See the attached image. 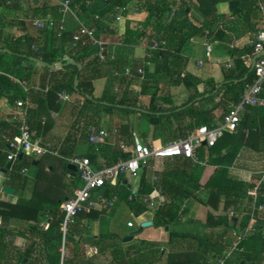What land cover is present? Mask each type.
I'll list each match as a JSON object with an SVG mask.
<instances>
[{"label": "trees", "instance_id": "obj_1", "mask_svg": "<svg viewBox=\"0 0 264 264\" xmlns=\"http://www.w3.org/2000/svg\"><path fill=\"white\" fill-rule=\"evenodd\" d=\"M40 1L43 4L34 9L32 18L51 15L55 21L52 30H36L28 18L16 20L19 3L8 5L7 0H0V101L5 99L16 108V101L25 98L18 81L31 84L36 69H41L43 73L39 77L38 89H29L27 95L26 119L32 138H38L52 129L54 122L50 112L59 111L57 98L61 93L74 96L69 101L73 121L57 149V156H54L62 161L61 169L58 170L56 165L47 168L43 158L51 155L45 154L37 160L39 171L34 180L37 194L33 193L27 200L19 199L14 204L0 201V264H96L98 255H109L107 264H156L162 256L157 244L143 240L136 244L133 241L123 243L112 233L92 235L84 228L85 220L96 219L107 212L112 214L116 202L126 201L136 216L149 211L153 214V227L165 228L181 222L185 214L184 209L181 211L184 202L191 199L211 210L203 221L206 232L195 235L169 233L168 245L182 244L185 251L170 252L167 264H179L178 261L173 262L178 258L182 259L181 264H216L236 241L237 246L225 264H261L264 260V236L255 233L241 238V232L250 222L251 197L248 193L255 182L235 178L230 168L235 164L241 149L250 148L256 152L263 149L264 106L247 107L241 114L235 132L224 133L214 146L197 144L195 154L198 163L177 156L165 159L162 169L155 171L150 160L135 190L129 187L128 182H124V178H120L116 186L105 185L99 190L103 192L104 201L108 203L114 197L116 201L110 208L100 207L77 215L65 235V246L68 244L69 252L64 258H61L60 232V223L64 218L60 205L80 186L77 175L68 182L72 171L68 169L66 159L85 157L97 169L126 161L131 157L133 134H136L133 129H139L141 120L162 133L161 143H152L158 148L161 144L186 139L199 127H213L216 114L222 117L229 105L241 99L246 85L254 77V71L245 57L252 53V46L237 47L235 43L245 31L258 34L264 29V14L253 8L254 2L100 0L103 6L99 7L94 4L96 0H68L69 11L86 26L94 27L98 40L116 32L112 25L117 23V18L126 16L129 5L146 12L147 18L141 22L142 25L165 40L162 51L152 52V66L145 68L142 80H127L123 74L125 68L122 71L115 69L102 94L95 97L93 82L101 77L103 65L111 67L117 63L116 55L110 60L105 45L107 60L100 62L96 47L88 43L72 46L71 37L78 27L69 32L62 30L58 36L62 8L60 11L57 7L49 6V0ZM192 12L201 18L199 25L195 23ZM225 13L238 19L225 22ZM12 27L16 34L6 33V29ZM191 39L217 42L224 54L232 59L230 68L223 70L222 82L186 73L188 58L182 54V49ZM120 40L123 47L137 46L143 37L135 30V25L125 21ZM55 64H61L62 67L50 69ZM182 73L185 74L182 76ZM117 82L121 91L115 94L112 90ZM135 85H139L137 92H133ZM173 87L183 89L178 102L169 93ZM142 96H147L148 100L143 101ZM261 97L264 98V85ZM76 102H80V105ZM12 114L0 111V169L4 171L7 186L24 189L28 178L22 174V170L32 166V157L22 154L21 159L17 157L11 167L6 168L7 147L2 136L15 138L19 134ZM134 115H137L136 123L132 121L131 116ZM111 125L115 127L112 141L111 133L108 132H111ZM91 127L108 130L109 137L104 144L88 143ZM142 140L146 142L144 138ZM80 145L87 147L84 155L77 154ZM121 145L125 149L120 148ZM243 163L240 165L249 169L259 168ZM153 176L157 177L155 181H152ZM252 178L257 181L260 175ZM42 186L48 188H44L46 194L44 190H38ZM155 189L161 191L156 205L142 203ZM200 191L207 192L204 201L197 196ZM129 197H133L131 202L128 201ZM257 201L264 205V181L260 184ZM220 208L222 213L214 214ZM229 211H233L234 216H228ZM243 212L245 215L241 216ZM237 216H241L239 222L234 221ZM263 219L264 212L257 213L253 225L257 229L261 228ZM12 220L21 221L24 227L9 228ZM43 221H48L47 229L40 227ZM15 236L28 239L24 249L20 250L12 244ZM87 259L90 260L85 263Z\"/></svg>", "mask_w": 264, "mask_h": 264}, {"label": "built area", "instance_id": "obj_2", "mask_svg": "<svg viewBox=\"0 0 264 264\" xmlns=\"http://www.w3.org/2000/svg\"><path fill=\"white\" fill-rule=\"evenodd\" d=\"M181 1L187 2L188 0H177L178 3ZM254 2L253 8L257 9L260 14H264V0H252ZM12 0H7L10 5ZM69 1L62 2L61 12H70L68 8ZM97 18V17H96ZM119 20V18H117ZM31 26L36 30H52L55 28V21L52 18H32L30 20ZM135 30L142 34L143 41L147 42L145 60L142 64L136 66L134 69L126 67L124 69V76L127 80H133L138 78L143 79L145 68H150L152 52L162 51L165 47V40L160 36L151 33L142 23L135 25ZM62 29L58 31L57 35H61ZM72 46L90 44L97 48V55L100 62L107 60L105 52V42L96 39L95 28L88 27L84 23L78 24L77 31L71 37ZM252 53L245 57L250 59L249 64L253 65L254 77L250 84L246 85L245 92L241 99L228 106L227 112L216 119L213 127L208 128L206 126L199 127L192 131L186 139L171 142L160 147H154L152 143L143 141L137 134H133V145L130 149L131 157L126 161H118L111 166H102L97 169L93 167L88 158L85 157H73L69 160L70 165L74 166L75 173L79 178L80 186L75 189L71 195L60 205V209L64 212V218L60 223V232L62 234L61 244V258L67 257L65 252V235L67 234L70 226L74 223L75 218L81 212L89 213L97 206L111 207L113 202L116 201V197L112 198L106 203L102 196H99L96 201L92 200V196L99 192L105 185L116 186L120 178L124 179H137L143 172V169L148 165V162L153 161L154 164L158 160H165L167 158L181 156L198 163L195 154L196 145L199 143L204 144L206 147H212L216 143L217 139L224 133L231 134L235 132L236 127L240 121L241 114L245 112V109L249 106H264V98L261 97L262 87L264 85V29L258 34L254 35L251 41ZM205 56L207 59L211 57V47L205 46ZM114 55L109 53V59L113 60ZM203 62L199 61L196 63L198 68H201ZM226 68H230V63L226 64ZM185 73H182V76ZM22 92L25 94V98L18 100L15 103V112H13L12 121L15 123V128L18 131V136L15 138H7L2 136L7 147V162L11 164L15 161L18 154H26L31 157L40 158L48 153V150L41 144L38 139L32 138L31 131L27 124V106H28V91L32 87L26 81H18ZM113 93L117 94L121 91L118 86L113 87ZM70 96L61 93L58 95L57 102H69ZM80 105V102H76ZM50 117L56 120L55 113L50 112ZM43 120V118H42ZM109 134L107 130L102 128L91 127L88 133V143L93 145H102L108 139ZM120 148L125 149L123 145ZM22 174H26V169L22 170ZM260 179L255 181L254 187L248 193L251 197V209L249 213L250 222L241 233V238L250 236L255 233H260L263 236L264 219L261 228H256L253 225L256 219V214L264 212V205L258 203V196L260 191V184L264 181V170L259 173ZM156 176L152 177V181L156 180ZM160 189H155L151 195L144 198L142 203H146L149 206L156 205L160 196ZM133 197H129L128 201L131 202ZM184 206L181 211H183ZM245 215V213H242ZM228 216H234L233 211L228 212ZM48 221H43L40 227L47 229ZM127 227L132 228L131 222L127 223ZM225 238L222 239L224 244ZM237 241L233 242L230 249L225 255L216 261V264H225L235 247ZM62 264V262L60 263Z\"/></svg>", "mask_w": 264, "mask_h": 264}, {"label": "crops", "instance_id": "obj_3", "mask_svg": "<svg viewBox=\"0 0 264 264\" xmlns=\"http://www.w3.org/2000/svg\"><path fill=\"white\" fill-rule=\"evenodd\" d=\"M12 2L19 3L18 10L15 13L16 20H22L24 18H28V20H31L34 14V9L40 8L43 4L42 1L40 0L39 2H37L36 0H12ZM61 4H62V0H49V6L54 7V8L57 7L58 10L60 11L62 8ZM94 4L99 7L103 6V3L100 0H96ZM225 9L226 8L224 7L223 11H225ZM48 11H51V10L49 9ZM193 14H196V13H193ZM60 16L61 17H60L59 27L65 32L76 30L78 27V24L82 23V21L78 20L71 12H66V13L61 12ZM45 18H52V17L51 15H48ZM146 18H147L146 12L142 10H138L133 5H129L127 7L126 16L120 17L119 20H117V23L112 25V27L116 29L115 30L116 32H114L112 35L107 36L105 39L100 38L101 41L105 42L108 48V52L110 54H113L114 56L116 55V58L118 59V61L115 65H112L111 67H108L107 65H103V67L101 68V77L96 79L93 82L94 93L96 92V85L101 84V86H99L100 87L99 94L98 95L94 94L95 97H99L102 94L104 87L107 85V83L109 82V78L112 76L111 73L115 72L114 71L115 69L118 71H122L126 67L133 68L144 62L146 46H147L146 42L142 41L137 46H129V47L124 46L123 47L121 46L120 39L123 36L125 21H129L131 25H136L137 23H141L145 21ZM194 19H195V23L199 25L201 22V18L196 14ZM237 19H238L237 16H233L230 13H225V22L230 21V20H233L234 22V20H237ZM15 32L16 30L14 27H12L11 29H6V33L8 34H16ZM254 35L255 34L252 32L245 31L242 37L235 43V46L242 47L244 45H251V41L254 38ZM206 45H209L211 47L210 59H207L205 56V46ZM202 53H203V57H201ZM182 54L188 58L186 73L192 74L197 77H201L202 79L213 78L215 82H222L223 70L227 69L226 64L230 63L231 65L232 63V59L228 55L224 54L223 50L220 47V44H218L217 42L211 43L205 39L204 40L202 39L189 40L186 43V45L183 47ZM246 60H247V64H249L250 59L246 58ZM199 61L203 62V65L201 68H198L196 66V63ZM42 73L43 71L41 69H36L35 75L33 76V79L30 84L32 89L34 90L38 89L39 77L40 75H42ZM114 85L117 86L120 84L119 82H117V84L115 83ZM137 91H139V85H135L133 87V92H137ZM169 93L171 97L175 99L176 102H178L180 97L183 94V89L173 87L169 90ZM72 98L73 97L70 96L71 100ZM141 98L145 102L148 100L147 96H142ZM0 111L3 114H12L16 110L5 99H3L0 101ZM54 113H55L56 120L52 119L54 122L52 129L46 134L38 138H35L41 142V144L48 150L47 154L51 155L52 157L57 156V149L59 145L62 143V141L64 140L66 134L68 133L71 123L73 121L71 103L70 102L60 103L59 111L54 112ZM218 117H220V114L217 113L214 124ZM142 124L143 123L139 124V131H141V133L145 132L143 130V127L145 128V130L152 129L150 124L144 123V126ZM141 136H142L140 137L141 139L144 138L143 135ZM161 145H164V144H161ZM261 155H264V146L260 152H256L250 148L241 149L239 156L237 157L235 161V164L230 168V173L237 179H242L246 182L254 183L256 180L253 179L252 176H256L264 170V168H261V164H262V162H260ZM32 159H33L32 166L26 169V174H23L28 178L24 189H15V188H11L7 186L5 184L4 171L0 169V201L1 202L14 204L19 199L27 200L31 198L33 193L37 194V191H35L34 189V180L39 171V167L37 166L38 158L32 157ZM67 160L69 159H66L65 161ZM241 162L242 163L244 162L243 164L246 163V164H250L254 166H259V168L249 169L248 167H245L243 165L241 166L240 165ZM155 164L156 165L154 166L153 170L160 171L161 169H158L157 162ZM47 166L48 165H46V167ZM56 167H58V170H60L62 167V161L58 165H56ZM47 168L51 169V167H47ZM75 177H76V174L72 171L68 179V182H70L71 179H74ZM139 179H132V181H129V179H124V182H128L129 187L135 190L136 187L138 186ZM5 188H9L11 191H6ZM44 188L48 189L45 186L44 187L42 186L41 188H38V190L45 191ZM46 193L47 191H45L44 194ZM102 193H103L102 191L95 193L92 196V200L96 201L99 196H102ZM70 195L71 193L69 194V196ZM183 206H184L185 214L180 223H172L169 226H166L165 228H154L153 227V214L151 212L147 211V212L141 213L140 215L136 216L130 210L128 203H126V201H118L116 202L115 210L112 214H110L109 216L100 215L96 219H88L86 222H84V226H85L84 228L88 229L92 235L107 234L105 231H101L100 229L101 224L103 222H106V220L111 221V218H113L117 213L123 214V215H126L127 213L128 214L127 216H129V218L134 217L137 220L138 227L139 229H141L140 235L138 237H134L135 233H132V237H133L132 241L135 242V241L143 240L146 242H150L151 244L152 243L157 244V246H159L160 248L162 256H161L160 261L157 262L156 264H167V257H168V254H170V252L181 253L185 251V247L182 244H176V245L174 244L172 246L168 245L167 240H168L169 233H186V234L195 235L197 233L204 234L206 232L205 227H203V221L207 213L211 212V210L208 207H205L201 202H198L192 199L185 201ZM97 207H95V209H97ZM198 213L204 214V219L195 217V215ZM221 213H222L221 208L219 209L218 212H214V214H221ZM241 216H243V214ZM241 216L239 217L237 216L236 218H234V221L239 222L241 219ZM103 219L105 220L103 221ZM128 222H131V221H127L126 225ZM145 223H150V225L144 226L143 224ZM0 226H1V218H0ZM22 227H24V223L18 220H12L9 225V228H22ZM133 227H134V224H133ZM132 228H129V229H132ZM263 236H264V233H263ZM27 243H28V239L22 236H15L12 239V244L15 247L19 248L20 250L24 249ZM178 259L179 260L177 259L173 260V262L178 261V263L181 264L182 259L181 258H178ZM109 260H110L109 255L96 256V264H105L104 262L108 263ZM261 264H264V260Z\"/></svg>", "mask_w": 264, "mask_h": 264}, {"label": "rangeland", "instance_id": "obj_4", "mask_svg": "<svg viewBox=\"0 0 264 264\" xmlns=\"http://www.w3.org/2000/svg\"><path fill=\"white\" fill-rule=\"evenodd\" d=\"M194 13V12H193ZM192 13V14H193ZM196 14H193L192 16L195 17ZM201 57H203V53L201 55ZM101 84H97L96 85V92L94 93L95 95H98L99 94V90H100V87ZM74 98V96H73ZM137 115H134V116H131L132 117V121L133 123L135 122L136 123V117ZM140 123H143L142 125L144 126V122L143 120L140 121ZM114 125H111V132H109L110 134V139L111 141L113 140V136H114ZM143 130L145 132L141 133V131H139V129H133L134 133H136L139 137H142L141 135L144 136V139L150 143H154V144H158V143H161L162 141V133L160 131H155L152 127V129H147L145 130V128L143 127ZM86 149L87 147L85 145H81L77 148V154L79 155H84V153L86 152ZM166 160H158L157 161V167L158 169H162L163 167V164ZM43 162L45 164L48 165V167H51L52 165H58L61 161L56 158V157H52V156H46L43 158ZM262 162V166L261 167H264V155H261V161ZM156 164H154L155 166ZM142 174V173H141ZM141 176V175H140ZM139 176V178H140ZM137 178V179H139ZM129 181H132V179H129ZM197 196H199V198L201 200H205L207 198V192L206 191H200L198 192ZM101 206H98L97 209H99ZM203 213V212H202ZM202 213H198L195 215V217L197 218H201V219H204V214ZM105 216H109L110 213L107 212L106 214H104ZM128 214L126 213V215H123V214H119L117 213L113 218H111V221H107L106 222H101V231H105L106 233H112L114 234L115 236H117L118 238L121 239V241L123 242V239L126 238V237H129L130 235H132V233L136 232L139 227H138V224H137V220L134 218V217H131L129 218V216H127ZM105 219H103L104 221ZM87 220H85L86 222ZM127 221H131L132 224H134V227L132 229H129L127 228V225H126V222ZM140 235V233H135V236L134 237H138ZM137 241H135L134 243L136 244ZM68 244L65 246L66 249H65V252L68 253L69 250H68ZM105 264H107V262H104Z\"/></svg>", "mask_w": 264, "mask_h": 264}, {"label": "water", "instance_id": "obj_5", "mask_svg": "<svg viewBox=\"0 0 264 264\" xmlns=\"http://www.w3.org/2000/svg\"><path fill=\"white\" fill-rule=\"evenodd\" d=\"M253 65H254V60H253L252 65H251V69H253ZM61 67H62L61 64H55V65L50 66V69H52V70H54V69H60ZM78 69L80 70L81 67L79 66ZM17 157L21 159L22 154H21V155L18 154ZM10 167H11V162H9V163L7 164V167H6V168L9 169ZM68 169L72 170V171L75 173V168H74V166L69 165V166H68ZM75 174H76V173H75ZM5 190H6V191H11L9 188H5ZM143 225H144V226H149L150 223H145V224H143ZM140 232H141V229H138V230H137L136 232H134V233H140ZM132 239H133L132 235L129 236V237H126V238L123 239V243H128V242L132 241ZM92 257H93V256H92ZM92 257H91V258H92ZM89 260H90V259H87V260L84 261V262L86 263V262H88Z\"/></svg>", "mask_w": 264, "mask_h": 264}]
</instances>
